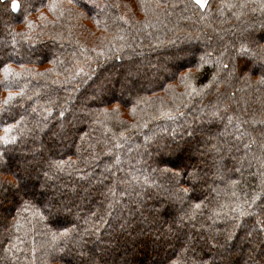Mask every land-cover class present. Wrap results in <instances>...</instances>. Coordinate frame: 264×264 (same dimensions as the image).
Returning a JSON list of instances; mask_svg holds the SVG:
<instances>
[{"label":"trees","instance_id":"trees-1","mask_svg":"<svg viewBox=\"0 0 264 264\" xmlns=\"http://www.w3.org/2000/svg\"><path fill=\"white\" fill-rule=\"evenodd\" d=\"M118 259L264 261V0H0V264Z\"/></svg>","mask_w":264,"mask_h":264},{"label":"rangeland","instance_id":"rangeland-1","mask_svg":"<svg viewBox=\"0 0 264 264\" xmlns=\"http://www.w3.org/2000/svg\"><path fill=\"white\" fill-rule=\"evenodd\" d=\"M206 1L207 0H201V4H205L206 3ZM257 63V62H256ZM256 65V64H255ZM152 67H154L155 69H156V67L155 66H152ZM189 159H188V157H186V163H187V161H188ZM185 163V162H184ZM29 178V177H28ZM25 182H26V180H25ZM32 190L30 189H27L26 190V192L27 193H30ZM41 191H43V190H41ZM137 233H139V236L140 237H143V238H147V237H149V238H151L152 240L154 239L156 242H160L161 241V239H160V237L156 234V232H153V231H151L150 229H147V227L146 226H144V228H142L141 230H139ZM240 249H242V248H240ZM151 252H153L152 250H150ZM246 253L247 254H250V252H249V250H246ZM103 261V262H106V261H109V262H111L110 260H111V258H108V257H99V261ZM100 261V262H101ZM226 263V262H225ZM80 264H83V262H81ZM99 264V263H98ZM109 264H124V261L123 260H121V259H118L116 262L114 261L113 263H109ZM130 264V263H129ZM131 264H133V263H131ZM227 264H235V262H227ZM260 264H264V261H261L260 262Z\"/></svg>","mask_w":264,"mask_h":264},{"label":"snow or ice","instance_id":"snow-or-ice-1","mask_svg":"<svg viewBox=\"0 0 264 264\" xmlns=\"http://www.w3.org/2000/svg\"><path fill=\"white\" fill-rule=\"evenodd\" d=\"M196 3H197V4H200L201 7L204 6L203 4H201V0H196ZM18 8H19V5H18L17 3H13V4H12V10H13V11L18 10Z\"/></svg>","mask_w":264,"mask_h":264}]
</instances>
